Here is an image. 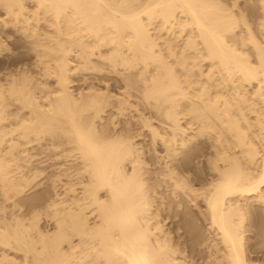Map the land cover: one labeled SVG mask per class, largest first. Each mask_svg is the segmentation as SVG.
Wrapping results in <instances>:
<instances>
[{
  "label": "bare ground",
  "instance_id": "6f19581e",
  "mask_svg": "<svg viewBox=\"0 0 264 264\" xmlns=\"http://www.w3.org/2000/svg\"><path fill=\"white\" fill-rule=\"evenodd\" d=\"M25 1L0 0L4 15L0 20V58L9 55L8 43L19 44L15 39L13 42V38L7 41L13 37L11 33L18 35V42L22 39L20 43L26 46V52L24 46H20L23 48L20 56L10 54L7 57L0 72L1 196L14 204V197L24 192L28 181H21L20 171L13 166L20 160L32 158V155H25L31 143L44 142L46 146L77 153V156L63 155V158L77 160L71 175L77 181H71L67 171L60 170V176L66 179L62 192L53 194L52 190L53 195H48L40 209L43 219H39L46 225L42 226H53V232L42 228L43 233L35 219L29 216L31 220L28 224L25 222L26 228V224H22L23 229H17L18 234L16 229L13 231V225V233H8L1 224L4 231L0 229V245L16 249V253L19 250L33 255L31 263L25 258L21 264H196L190 256L193 248L181 243L180 239H187L195 229L186 217V209L200 204L203 210L197 212L195 221L200 218L204 223L207 237L203 234V241L195 247L197 256L193 258L204 254L200 257L201 264H255L251 254L261 252L264 255V232L256 231L253 219L250 220L257 208L264 209V116L256 113L248 118L245 114L250 103L248 97H256L252 100L253 106L257 98L264 104V0H254L256 6L248 1L255 8L250 13L259 11L255 29L262 38L260 44L255 41L258 38L253 37L255 33L252 34V27L247 24L249 20L246 23L243 14L250 5L243 8L242 15L241 9H237L239 5L236 7L240 16L237 19L239 16L234 15V10L232 14L215 0H27L33 5L31 9L26 7ZM242 3L245 5L246 1ZM185 26L195 34L190 31L185 34ZM234 29L239 30L238 33ZM176 33H184L186 37L183 48H179L181 52L177 51L179 56L170 42L167 43ZM226 35H230V41ZM158 40L165 45L164 50L159 48ZM202 53L208 62H217L218 74L223 75L222 78L225 76L224 83L233 85V92L221 86L222 90L230 89L233 93L232 101L237 100V110L231 107L223 91L220 92L218 83V89L214 86L218 95L215 90L212 95L213 89L208 92V84L212 86L215 77L207 84V78L204 80L207 91L204 86L201 90L203 80L201 86L196 84L202 93L195 95V100L184 93L183 82L188 83L180 84V79L194 76L191 72L195 68L192 67H200L194 60L202 58ZM205 59L201 62H206ZM25 61L31 63L28 65ZM175 67L183 74L180 79L176 77L179 71H175ZM80 71L96 72L99 77L91 76L92 81L93 77L102 80L103 88L85 82L88 90L74 95L72 78ZM105 74L119 76L118 82L117 79L114 82L117 86L124 85L120 84L123 92L121 89L117 95H112ZM109 79L111 81L110 76ZM178 96L189 102L184 109L181 106L180 111L177 110ZM130 97L139 102L143 99L145 106L151 107L150 111L152 107L160 110L163 107L161 114L167 119V124L163 122L166 128L163 130L167 133L154 128L161 133H154L153 137L158 138L162 148L156 139L155 144L164 154L163 157L160 154L162 162L155 165L156 162L157 167L153 165L156 169L150 172L153 176L151 186H148L150 181L146 183L150 180L145 178L148 176L144 177L149 172L139 158L140 150L137 154L134 144L119 135L122 131L116 134L118 132L110 129L109 132L117 135L114 136L107 129L114 125L109 122L114 111H119V116L122 112L123 116L131 107ZM135 100L131 102L135 104ZM244 104L247 105L245 114L241 111ZM108 110L113 111H109L111 117H106ZM181 112H186L198 125L193 124L190 134L179 124ZM135 113L137 117L140 114ZM102 116L111 119L106 120L107 126L102 123L106 129L96 135V127L104 120ZM197 146L207 151L193 157L199 159L196 165L202 168L203 176L199 177L202 180L189 178L184 172L189 162L186 155ZM76 186L80 190H76ZM54 188L56 186L52 185ZM34 216L39 217L38 214ZM250 230L256 231L253 232L255 240L260 241V245L252 249L247 246V236L244 237ZM33 234L39 241V253V247L33 246L34 241L26 238ZM34 237L30 238L34 240ZM6 254L0 255V264H17Z\"/></svg>",
  "mask_w": 264,
  "mask_h": 264
},
{
  "label": "rangeland",
  "instance_id": "374dc122",
  "mask_svg": "<svg viewBox=\"0 0 264 264\" xmlns=\"http://www.w3.org/2000/svg\"><path fill=\"white\" fill-rule=\"evenodd\" d=\"M23 2L25 1V0H22ZM216 2V4L217 5H219V6H221V7H224V8H228V11L229 12H233V10H234V15L235 16H239L236 12H237V10H236V7H237V9L238 10H240V13H241V15H242V13H243V8L245 7V8H248L247 6L248 5H250L251 6V1L253 2V5H254V3L256 2L257 3V1H255L254 2V0H251L250 1V3H248V1L249 0H215ZM245 1H246V3H245ZM27 2V3H26ZM136 2H138V1H136ZM135 2V5L136 6H138L139 4H140V2H142V1H140V2H138L139 4L137 5V3ZM223 4H222V3ZM242 2H244L245 3V5H243V3ZM25 3H26V7L28 8V9H31V6H33L32 4H30L27 0L25 1ZM24 3V4H25ZM234 3H238L236 6H235V4ZM248 3V4H247ZM256 3H255V5L254 6H256ZM143 4V3H142ZM28 5V6H27ZM31 5V6H30ZM142 6V5H141ZM144 6V5H143ZM235 6V7H234ZM30 7V8H29ZM139 7V6H138ZM232 7V8H231ZM241 7V8H240ZM142 9L144 8V7H141ZM230 8V9H229ZM252 8V9H251ZM257 8H258V4H257ZM255 9V8H254ZM253 7L251 6V7H249V10H247V9H244V13L243 14H245L244 16H245V21H246V23L248 22V20H249V22L247 23L248 25H250L251 27H252V34L253 33H255V34H253V37L255 38V37H257L259 40H261L262 38H259V37H261L257 32H256V29H255V25H256V19H257V16H258V14H259V11H256V12H258L257 14H255L256 12L254 11L253 13H250V12H252L253 10ZM249 11V14H248V12H247V15H246V11ZM257 10H259V9H257ZM2 11L0 10V20L1 19H4L3 17H4V15H3V12L1 13ZM232 13V14H233ZM237 14V15H236ZM3 15V16H2ZM254 15H256V16H254ZM234 16V17H235ZM143 17V20L146 18L145 17V15H143L142 16ZM145 17V18H144ZM237 19L239 18L240 19V16L239 17H236ZM236 18H234V19H236ZM236 19V20H237ZM258 19H260V17H258ZM239 20H237V22H238ZM260 20H258L257 22H259ZM156 22H158V21H156ZM251 22V23H250ZM254 22V23H253ZM156 26V25H155ZM158 26V25H157ZM184 30L185 29H187V30H185L186 31V33L185 34H187V32L188 31H190L191 33H194V30H191V29H189V27H184L183 28ZM189 29V30H188ZM237 29V28H236ZM255 30V31H254ZM193 31V32H192ZM234 31H236V33H238L237 31H239V30H235L234 29ZM11 32V31H10ZM13 32V31H12ZM190 32H188V33H190ZM235 33V32H234ZM233 33V34H234ZM257 33V34H256ZM195 34V33H194ZM232 34V35H233ZM10 35V34H9ZM11 35H13V37H11V38H9V39H7V41L9 42V40H11L12 38V41L14 42V39L15 40H17L16 42L17 43H19L18 45H13L12 43H8V42H6V44H7V46H8V48H9V55L10 54H15V55H18V56H20L21 54H23V48L25 49L26 48V46H24V44H22L23 42H22V39H20L19 40V42H18V35H15L14 36V34L13 33H11ZM183 35H184V33L183 34H179V33H176L175 34V36L174 37H172V38H170V39H168V41H167V43H169L170 42V44L175 48V50H176V52L177 51H179V52H181V48H183V46H184V40H185V35H184V37H183ZM254 35H256V36H254ZM226 36H228V35H226ZM16 37V38H15ZM20 38V37H19ZM229 38H230V35L227 37V40H229ZM257 38H255V39H257ZM180 39V40H179ZM183 40V42H182V40ZM257 39V40H258ZM257 40H255L256 42H259V44L260 43H262V40L261 41H257ZM12 41H10V42H12ZM159 41V42H158ZM157 41V43H158V45H159V48L161 49V50H164V44L162 43V42H160V40H158ZM230 41V40H229ZM228 41V43H230ZM20 42H22V43H20ZM177 42H178V44H177ZM162 43V44H161ZM181 43V44H180ZM180 44V45H179ZM22 45V47H20ZM175 45H179V46H175ZM233 45V44H232ZM235 45V44H234ZM15 46V47H14ZM19 46V47H18ZM181 46V47H180ZM22 48V49H21ZM180 48V49H179ZM198 48H200V46L198 47ZM25 52H26V49L24 50ZM244 51H246V50H244ZM179 52H177L178 53V56L180 55V53ZM203 54V53H202ZM8 54H5V55H3V57H1L0 58V72H2V66L4 65V61L6 60V58L9 56ZM203 58V59H202ZM202 58H200V59H196V60H194V61H196V63L195 64H198V66H200V67H196L197 65H193L194 67H192L194 70H192L193 72H191V73H193L194 74V76L193 77H191V76H188L187 77V79L183 76V74L179 71V69L177 68V67H175V71L177 70V71H179V72H177L176 73V77H178V79H180L182 76L185 78V79H183V77L180 79V84L183 82V81H187V85H185L186 84V82H183V86H184V93L188 96V98L189 99H191V100H195V95L196 96H198L199 94H201L202 93V89H203V86H204V89L206 90H208V87H209V90H208V92L209 93H211V91H212V89H213V91H212V95L214 96L215 94H217L218 95V91H217V89H218V86H217V84L216 83H218V85H222L223 87L225 86L226 88H231L232 89V92H233V85L231 84V83H228L227 81H226V83H224L225 81H224V78H225V76H224V78H222L223 77V75H219L218 74V71H219V69L217 68L218 67V64L216 65V61L214 60V62H215V64L213 63V61H207V58L205 59L204 58V54L202 55ZM253 58V57H252ZM251 58V59H252ZM206 60V62L205 61H203V62H201L202 60ZM168 60V62H170V60L168 59V58H166V61ZM29 61V60H28ZM28 61H25V63H27ZM30 61H32V60H30ZM31 63V62H30ZM29 63V64H30ZM28 64V63H27ZM28 64V65H29ZM211 64H214V65H216V69H217V71H216V69H215V71L213 72V66L211 65ZM27 67V66H26ZM212 67V68H211ZM200 68V69H199ZM12 69H15L14 67H12ZM209 69V70H208ZM211 69V70H210ZM199 70V71H198ZM198 71V72H197ZM208 71H210L209 73H208ZM212 71V72H211ZM217 72V73H216ZM82 73V74H81ZM89 73H90V75H89ZM179 73H181V74H179ZM200 73H202V74H200ZM210 73H212L213 75H209ZM79 74H81V75H79ZM79 74L78 75H76L77 77H73L72 79H73V81H75V82H73V86H72V88H73V90H74V95H75V93L77 92H83V93H85L88 89H86V88H88L89 86H88V84L90 85L91 83L90 82H92V83H95L96 84V86L98 85V86H100L99 87V89H101V88H103V87H101L102 86V84H100L101 83V81L99 80H97V79H95V78H98L99 77V75H98V77H97V74H96V72H87V71H80L79 72ZM85 74H87V75H85ZM92 74H94V75H92ZM99 74V73H98ZM178 74H179V76H178ZM200 74V75H199ZM210 76V79H209V77L207 76ZM216 74V75H215ZM95 75H96V77H95ZM109 76H110V78H111V81H109L110 79H109V76H107V74H105V76H107L106 78V82H107V84L108 85H110L109 86V88H110V90L109 91H111L113 94L112 95H117L118 94V92H121V89H122V92H123V90H124V87H122L121 88V86H124V85H122L121 83H119V85L117 86V84L114 82V81H116V79H117V82H118V80H119V76H117V75H110V74H108ZM181 75V76H180ZM198 75V76H197ZM201 75L203 76L204 75V77H202V79H201ZM205 75H206V77H205ZM79 76V77H78ZM91 76H94L93 77V81H92V77ZM101 76V75H100ZM114 76V78H112ZM116 76V77H115ZM199 76H200V78H199ZM221 76V77H220ZM86 77V78H85ZM191 77V78H190ZM212 77H215L214 78V80L213 79H211ZM197 78V79H196ZM207 78V79H206ZM217 78V79H216ZM220 78H222L223 79V81H221V83L219 82L220 81ZM75 79V80H74ZM90 79H91V81H90ZM109 79V80H108ZM191 79V80H190ZM208 81H206V80ZM84 80V81H83ZM109 81V83H108V81ZM193 81L192 83L194 84L196 81H198V82H196L195 83V85L196 84H198V85H200V83H202L201 82V80H203V83L201 84L202 85V88L199 86V88H201V92L199 91V88H198V85H196V87L197 88H195V89H193L194 87H195V85H193V88H192V83H191V85H190V81ZM199 80H200V82H199ZM204 80H205V83L207 84V83H209V81H211V80H213L211 83H212V86H210L209 84H208V87L206 88V86H205V83H204ZM216 80V81H215ZM189 81V82H188ZM195 81V82H194ZM218 81V82H217ZM88 83V84H86V83ZM97 82H99V84L97 83ZM214 82V83H213ZM76 83V84H75ZM113 83L114 84H116V86L115 85H113ZM111 84H112V86H111ZM120 84H121V86H120ZM230 84H231V86H230ZM86 85V86H85ZM93 85V84H92ZM191 86V88L195 91V90H197V91H195V93H194V91L192 92V94H191V92H190V90H192V89H189L190 88V86ZM88 86V87H87ZM97 86V87H98ZM183 86H181L182 88H183ZM185 86H189L188 88L187 87H185ZM214 86H216V88L217 89H215V87ZM222 86H221V93H222V91H223V95L226 97V99L228 100V102H229V104L231 105V107L233 106V109L234 110H237L236 108H238V107H236L238 104H236L237 103V100L236 99H234V100H236L235 102L234 101H232V97H233V93L232 92H230V89H227V91H226V88L225 89H223L222 90ZM253 86V85H252ZM86 87V88H85ZM212 87V88H211ZM254 87V86H253ZM71 88V89H72ZM120 88V89H119ZM187 88V89H186ZM86 89V91H84ZM118 89H119V91H118ZM130 88H128V90H127V88H126V90L128 91V92H130L131 91V89L129 90ZM73 90H72V92H73ZM206 90V91H207ZM214 90H215V92H214ZM102 91H103V89H102ZM189 91V92H188ZM229 91V92H228ZM132 92V91H131ZM188 92V93H187ZM200 92V93H199ZM215 94H214V93ZM217 92V93H216ZM225 92V93H224ZM227 92L228 93H232L231 95L230 94H227ZM248 92L249 93H251L252 92V90L250 89V88H248ZM115 93V94H114ZM194 93V94H193ZM198 93V94H197ZM133 94V92L131 93V95ZM193 95V96H192ZM230 95V96H229ZM139 97L141 96V94L140 95H138ZM248 96H250L249 94H247V97ZM179 97V96H178ZM177 97V98H178ZM229 97H231V98H229ZM141 98V97H140ZM252 98V99H251ZM254 98H256L254 95L253 96H250V99H249V97H248V105H249V107H247L246 108V104H244V105H242L243 107H241L243 110H241L244 114H245V116H247L248 118H249V116H253V115H255L256 113H263V116H264V111H262L261 110V108L264 110V104L260 101V100H258V98L256 99V101H257V104L260 106V109L258 108L259 106L256 104V101H255V106H253L254 105V102H252V100L254 101ZM175 99H176V97H175ZM174 99V100H175ZM179 99L181 100L180 102L181 103H179ZM135 99L134 98H132V97H130L129 99H128V104H129V102L130 103H132V104H130V106L131 107H129V108H127L126 109V111L125 112H123V116L121 115L122 114V112H121V114H120V116H119V111H111V110H108L106 113L108 114L106 117H108V116H110L111 117V115H110V113H109V111L110 112H113V114H114V116H113V114H112V119H114V121H112V119L111 118H106V117H104L103 118V116H105L106 114H104L103 116H102V119H104V120H101L102 122H100V124H98V126L96 127V135H97V133L99 134V133H103V130L104 129H106V126L107 125H109V122H110V124H112L111 122H114L113 124L114 125H116L117 127H115V128H113L114 127V125H113V127H111V125H110V127L108 126L107 127V129H108V132H109V130L111 129V130H115V132H118V133H116V134H119L121 131V133L119 134V135H122L123 137L122 138H124V139H127L131 144H134V145H132L133 146V148L135 147V149L137 150V154H139V151L138 150H140V156H139V158H141V161H142V163L144 162V163H146V164H144L143 163V165H145V166H143V167H145V169H148V172L149 173H147L146 175H144V177L145 176H148V177H145V178H147V179H150V180H147V184H148V182H149V184L150 185H148V186H151L152 185V181H153V176L151 175V171H153L154 169H156L155 167H157V166H155V165H158V163H161L162 161L160 160L161 159V157H163L162 155L164 154V152H163V150L161 149L162 147L160 146V143H159V141H158V138H154L153 137V134L154 133H159V132H157V130H155V129H158V131H160V132H163L164 134L165 133H167V131L165 132L164 130H166V128H165V126H163V124L165 125V123L167 124V119H165V117L163 118V116H162V110H163V107L161 108V110L160 109H154L153 107H152V109L154 110H151L150 111V109L149 108H151V107H148V106H145V103H143L144 101H143V99H141L140 100V102L139 101H137V100H135V101H137V102H139V104H137V102L135 103V104H137V106L135 105V104H133V102H131V101H134ZM177 100V99H176ZM230 100H231V102H230ZM142 101V102H141ZM178 102V105H179V107H178V111H180L181 109H180V107L182 106L183 107V109H184V107H186L187 106V104H189V102H188V100L186 99V100H182L181 99V97H179L178 98V100H177ZM151 102V101H150ZM184 102V103H183ZM261 104H259V103ZM142 103V104H141ZM247 103V102H246ZM253 103V104H252ZM181 104V105H180ZM234 104V105H233ZM235 104H236V106H235ZM135 105V106H134ZM139 105V106H138ZM140 105H142V106H140ZM184 105V106H183ZM145 106V107H144ZM234 106H235V108H234ZM253 108H252V107ZM257 106V107H256ZM134 107H135V109H134ZM148 107V108H147ZM147 108V109H146ZM245 108H246V110H245ZM255 108V109H254ZM131 109V110H130ZM132 109H134V110H132ZM180 109V110H179ZM249 110H250V112H249ZM253 110H255V111H253ZM258 110V111H257ZM130 111H133V112H131L130 113ZM139 111V112H138ZM257 111V112H256ZM116 112V113H115ZM134 112H136L135 114H137L138 115V117L136 116V115H134ZM252 112V113H251ZM182 113V116H184V117H182V116H178V119L181 121H179V124H180V126L182 125V128H185V129H187L188 131H186L185 129H183L184 131H185V133L187 134V133H189L190 131H191V129L193 128V126L194 125H196L195 127H197L198 125H197V123L195 122V121H193V120H191V117L189 116V115H186V112H181ZM117 115V116H116ZM143 115V116H142ZM179 115H180V113H179ZM130 116V117H129ZM133 116H135L136 118H133ZM143 118H142V117ZM114 117V118H113ZM118 117V118H117ZM190 117V118H189ZM106 118V119H105ZM133 118V119H132ZM147 119V121L145 120V119ZM182 120H181V119ZM183 118H185V119H183ZM142 119H144V120H142ZM188 119V120H187ZM106 120H108L109 122H107ZM124 120V121H123ZM131 120V121H130ZM166 120V121H165ZM184 120V121H183ZM103 121H105V122H103ZM127 121V122H126ZM129 121V122H128ZM135 121V122H134ZM162 121V122H161ZM123 122V123H122ZM144 124H143V123ZM148 124H147V123ZM161 122V123H160ZM163 122H165V123H163ZM183 122H185L186 123V125H185V123H183ZM195 122V123H194ZM102 123H104V124H106V126L105 125H103ZM135 123H137V124H135ZM130 126H129V125ZM149 124H150V126H149ZM160 126H159V125ZM194 124V125H193ZM146 125H148V126H146ZM163 126V128H162V126ZM104 126V128H102V127ZM129 126V127H128ZM147 128H146V127ZM184 126V127H183ZM187 127V128H186ZM189 127V128H188ZM98 128V129H97ZM155 128V129H154ZM165 128V129H164ZM253 128H254V126H253ZM100 129V130H99ZM118 129V130H117ZM123 129V130H122ZM150 129H151V131H150ZM153 129V130H152ZM164 129V130H163ZM117 130V131H116ZM126 130V131H125ZM253 130H257L256 129V127L253 129ZM99 131V132H98ZM107 131V130H106ZM106 131H104V133L106 132ZM150 131V132H149ZM254 131V132H255ZM106 132L108 135H109V133L110 134H112V135H114L115 133L114 132ZM129 132V133H128ZM152 132V133H151ZM123 133V134H122ZM127 134V135H126ZM139 134V135H138ZM164 134H162V135H164ZM190 134V133H189ZM126 137H125V136ZM128 135H129V137H128ZM159 135H161V133H159ZM114 136H117V135H114ZM152 138H151V137ZM128 137V138H127ZM132 138V140H130L131 138ZM130 138V139H129ZM151 138V139H150ZM158 141H156V140ZM134 140V141H133ZM151 140H154V141H151ZM135 142V143H134ZM159 143V147H161V148H159L158 147V144H155V143ZM199 142H200V140H199ZM154 143V144H153ZM156 145V146H155ZM137 147V148H136ZM201 147V148H200ZM142 148V149H141ZM198 148V149H197ZM197 148H195V149H193L192 150V153H191V151H189L188 152V156L186 155V160L187 161H189L188 162V164H187V169L185 168V171L184 172H186V175H188L189 176V178H191L192 177V179H198L199 177L201 178L202 176H203V174H202V168H201V170H200V167H198L197 165H196V163H197V161L199 160V159H193V157L194 156H196V155H198V154H203V152H205V151H203V149L204 148H202V146H197ZM135 150V151H136ZM143 150H144V152H143ZM159 150V151H158ZM162 150V151H161ZM202 150V151H201ZM142 151V152H141ZM197 152H199V153H197ZM71 153L72 152H70V151H63V149H61V148H58V147H54V146H46L45 144H44V142H42L41 144H37V143H31L29 146H28V150H27V153L25 154V155H32V158L29 160V161H24V160H20V161H18V162H16L14 165H15V167L13 166V168L15 169L16 167L18 168H16L15 170H19L20 171V173L17 171V174H18V176L20 175H22V177H25V178H27V179H23L22 180V177H20L21 178V181H23L24 183L25 182H27L26 183V185H24V192L22 193V195L21 196H15L14 197V204H11V203H9V202H6L5 200H3V196H1V194H2V192L0 191V225H1V227L3 226V229L6 231V232H8V230H9V232L8 233H10L11 231H12V229H13V231L16 229V234H18L19 232H18V230L19 231H21L22 229H23V227L22 226H24L29 220H31V219H35V221L37 222L36 224H37V226L39 227V229H40V231H42V228H46V229H44V230H48L49 232L51 231V232H53L52 230H53V226L52 227H43L44 225H45V223H44V221L43 220H40V219H43L42 218V216H40V215H42V213H40V211H42V210H40V209H42V207H43V204H44V201H45V199L47 198V197H49L48 195H50L51 194V192H52V190H53V194H58V191H59V193H61L62 192V183H65L66 182V179L65 178H63L62 176H60V170H66L67 171V173H68V175L70 176V178L69 179H71V181L73 180V179H75L74 180V182H76L77 180H76V178L75 177H71V175H73V172H74V170H75V163H77V160L76 159H74V158H72V157H67V158H63V155H65V154H67V155H71ZM144 153V154H143ZM162 153V154H161ZM195 153V154H194ZM205 153H207V151L205 152ZM72 154H74V155H76L77 153H72ZM143 154V155H142ZM146 154V155H145ZM160 154H161V157H160ZM33 155H35V157L33 156ZM158 155H159V158H158ZM77 156V155H76ZM184 157L185 156H182V160H184ZM187 157H190V158H187ZM72 158V159H71ZM159 161H158V160ZM73 160V162H71ZM74 160H75V162H74ZM156 160V161H155ZM186 160H184V161H186ZM192 161H193V163H192ZM157 162V163H156ZM156 163V164H155ZM64 165V166H59V165ZM155 164V165H154ZM68 165V166H67ZM71 165V166H70ZM153 165L155 166V167H153ZM191 167H189V166ZM193 165H195V166H193ZM73 166V167H72ZM152 167V169H151V167ZM196 166L198 167V170H197V168H196ZM67 168V169H64V168ZM72 169H71V168ZM149 167H150V169H149ZM188 167H189V170H188ZM193 167V168H192ZM74 168V169H73ZM192 169V170H191ZM196 169V170H195ZM188 170V171H187ZM194 170V171H193ZM70 171V172H69ZM72 171V172H71ZM191 173V174H190ZM202 174V175H201ZM191 175V176H190ZM60 176V177H59ZM151 177V178H150ZM62 178V179H61ZM199 178V179H200ZM198 179V180H199ZM25 180V181H24ZM58 182H57V181ZM65 180V182H63ZM200 180H202V179H200ZM52 181V182H51ZM54 181H55V184H54ZM61 181V182H60ZM49 182V183H48ZM50 184H51V186H50ZM52 185H53V187H55L56 186V189L54 188V189H52ZM59 185V186H58ZM0 186H1V184H0ZM27 186V187H26ZM51 187V188H50ZM67 187V189H68V187L69 186H66ZM76 188V190H80V187H78V186H76L75 187ZM0 189H1V187H0ZM61 191H60V190ZM47 190L49 191V192H47ZM263 191H264V188L262 189ZM55 192V193H54ZM49 193V194H48ZM53 194H51L50 196H52ZM44 196V197H43ZM4 201V202H3ZM13 205H15V206H13ZM190 205V204H189ZM193 205H190L189 206V208L188 209H186V211H185V213L187 214H185L186 215V217H188L187 219L188 220H190L191 222H189L190 224H192L194 227H195V229H194V231L193 232H191V234L189 235V237H187V239H186V237H183V238H181L180 239V242L181 243H184V244H186L188 247H192L193 248V250H194V252H192V249H190L191 251H190V253H191V255L190 256H192V259H194V260H192V261H194V263H196V264H201V261H202V259L200 258L201 257V255H199L198 254V256H200L199 258L198 257H194L193 258V256H197V254H195V252H197L195 249H197V248H195V247H198L197 245H199V243H200V241H203V236L205 235H207V232L206 231H204L205 230V225H204V223H202V221L200 220V218H198L197 219V221H195L196 220V216H198V213L197 212H200V210L202 211L203 210V208H202V205H200V204H198L196 207L195 206H193V208H191ZM198 206H200V207H198ZM194 207H195V209H194ZM199 208V209H196V208ZM191 208V209H190ZM259 209H260V207H259ZM195 210V211H194ZM258 208L255 210V212L257 213V215H256V213H254L255 215H253L254 217H252V214H251V221H252V219H253V222H254V225H255V228H256V231H259L260 230V232H264V230H261V229H263L264 227V209L263 208H261L260 210H258ZM36 214H35V213ZM32 214H34V215H39V217L38 216H34V215H32ZM193 214V215H192ZM31 217V219H30V217ZM36 217V218H35ZM19 218V219H18ZM38 218V219H37ZM40 218V219H39ZM3 219V220H2ZM17 219V220H16ZM21 219H23V220H21ZM26 219H27V221H26ZM257 219V220H256ZM19 220V222H16V221H18ZM38 220H39V224H38ZM260 220V221H259ZM1 221L3 222V223H1ZM21 221V222H20ZM22 221H24V222H22ZM26 222V223H25ZM7 223H8V227H6V225H7ZM16 223V224H15ZM44 223V224H43ZM11 224V226H9ZM18 224V225H17ZM22 224H24V225H22ZM28 224V223H27ZM27 224L24 226L25 228H26V226H27ZM12 225L14 226L13 228H12ZM43 225V226H42ZM198 225V226H197ZM5 226V227H4ZM46 226V225H45ZM197 226V227H196ZM203 226H204V228H203ZM261 226V227H260ZM0 227V229H1V232H3L4 230L2 229ZM259 227V228H258ZM168 228V226L166 227V229ZM203 228V229H202ZM18 229V230H17ZM21 229V230H20ZM38 229V230H39ZM259 229V230H258ZM13 231L11 232V233H13ZM196 231H197V233H196ZM204 231V232H203ZM255 230H250V232L248 231V232H246L244 235V237L246 238V236H247V246L249 247V248H254V247H258L259 245H260V241L258 240V239H256L255 240V232H256ZM43 233H44V231H42ZM254 232V233H253ZM253 233V234H252ZM196 234V235H195ZM204 234V235H203ZM29 235H31V234H29ZM28 235V237H26L27 238V240H29V242H30V239H31V241H34V243H33V246H37V247H39L38 249L37 248H35V250L39 253V250H40V245H39V241H37L38 239H36L37 237H36V235L35 234H33L32 236L34 237V240L32 239V238H30V237H32V236H29ZM16 236H18V235H16ZM252 236V237H251ZM207 237V236H206ZM205 237V238H206ZM184 239V240H183ZM202 239V240H201ZM249 239H251V240H249ZM35 241H36V244H35ZM251 241V242H250ZM253 241V242H252ZM199 242V243H198ZM250 242V243H249ZM31 244H32V242H31ZM38 244V245H37ZM256 244V245H255ZM196 245V246H195ZM0 253H1V250H3L2 251V253L0 254V255H2L3 253H5L6 254V252L8 251V253L6 254V255H8L9 256V259L11 260H15V262H17V264H21V263H23V259H25V258H28L29 259V261H27L28 263L31 261L32 262V260H33V255H29L28 253H26L25 251H17V253L15 252L16 251V249H14V250H12V249H8V248H6V247H4V246H2V245H0ZM7 249V250H6ZM23 252V253H22ZM38 253H35V251H34V254H38ZM189 253V252H188ZM29 255V256H27V255ZM258 254H261V252H257V253H254V254H251V257H252V259H253V261H254V263L255 264H264V255L263 254H261V255H258ZM25 255V256H24ZM204 255V254H203ZM202 255V256H203ZM263 255V256H262ZM27 256V257H26ZM257 256V257H256ZM12 257V258H11ZM32 258V260H30ZM255 258V259H254ZM260 258V259H259ZM200 259V260H199ZM14 260H13V262H14ZM27 260V259H26ZM196 261V262H195ZM30 262V263H31ZM253 264V263H252Z\"/></svg>",
  "mask_w": 264,
  "mask_h": 264
}]
</instances>
